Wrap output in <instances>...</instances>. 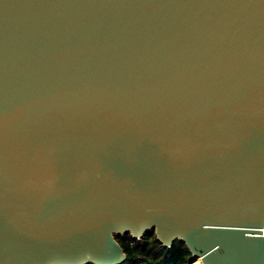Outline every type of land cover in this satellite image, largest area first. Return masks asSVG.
I'll return each mask as SVG.
<instances>
[{
  "label": "water",
  "instance_id": "obj_1",
  "mask_svg": "<svg viewBox=\"0 0 264 264\" xmlns=\"http://www.w3.org/2000/svg\"><path fill=\"white\" fill-rule=\"evenodd\" d=\"M263 228L264 0H0V264H264Z\"/></svg>",
  "mask_w": 264,
  "mask_h": 264
},
{
  "label": "trees",
  "instance_id": "obj_2",
  "mask_svg": "<svg viewBox=\"0 0 264 264\" xmlns=\"http://www.w3.org/2000/svg\"><path fill=\"white\" fill-rule=\"evenodd\" d=\"M116 239L126 253V260L121 264H193L197 259L183 241L176 240L170 248L164 247L154 231L140 240L130 234Z\"/></svg>",
  "mask_w": 264,
  "mask_h": 264
},
{
  "label": "rangeland",
  "instance_id": "obj_3",
  "mask_svg": "<svg viewBox=\"0 0 264 264\" xmlns=\"http://www.w3.org/2000/svg\"><path fill=\"white\" fill-rule=\"evenodd\" d=\"M146 234H148V233H146ZM146 234H145V236H146ZM125 235H126V234H124V235H119V236H117L116 238H124ZM145 236H144V237H145ZM199 261H200V259L197 258L196 261H195L193 264H196V263H198Z\"/></svg>",
  "mask_w": 264,
  "mask_h": 264
},
{
  "label": "bare ground",
  "instance_id": "obj_4",
  "mask_svg": "<svg viewBox=\"0 0 264 264\" xmlns=\"http://www.w3.org/2000/svg\"><path fill=\"white\" fill-rule=\"evenodd\" d=\"M262 231L264 232V228H263V230H262ZM200 261H201V263H202V264H204V263H203V261H202V259H200Z\"/></svg>",
  "mask_w": 264,
  "mask_h": 264
}]
</instances>
